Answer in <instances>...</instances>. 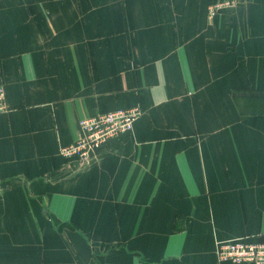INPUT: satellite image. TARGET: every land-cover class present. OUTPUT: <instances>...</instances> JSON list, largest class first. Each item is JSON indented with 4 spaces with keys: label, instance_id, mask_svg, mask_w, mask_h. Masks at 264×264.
Returning a JSON list of instances; mask_svg holds the SVG:
<instances>
[{
    "label": "crops",
    "instance_id": "obj_1",
    "mask_svg": "<svg viewBox=\"0 0 264 264\" xmlns=\"http://www.w3.org/2000/svg\"><path fill=\"white\" fill-rule=\"evenodd\" d=\"M224 1L0 0V264H249L215 251L264 241V0Z\"/></svg>",
    "mask_w": 264,
    "mask_h": 264
},
{
    "label": "built area",
    "instance_id": "obj_2",
    "mask_svg": "<svg viewBox=\"0 0 264 264\" xmlns=\"http://www.w3.org/2000/svg\"><path fill=\"white\" fill-rule=\"evenodd\" d=\"M233 3L232 0H227L212 6L211 16ZM6 105V89L0 85V112L6 109ZM141 114L142 109L135 106L82 118V135L75 142L62 146L60 153L66 158L88 160L110 139L131 131ZM215 252L222 262L264 264V241H252L249 237L219 241Z\"/></svg>",
    "mask_w": 264,
    "mask_h": 264
}]
</instances>
